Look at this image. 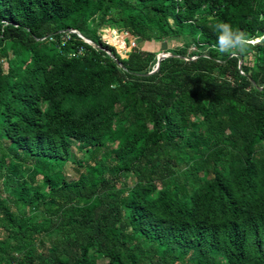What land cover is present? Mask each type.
Returning a JSON list of instances; mask_svg holds the SVG:
<instances>
[{
  "label": "trees",
  "instance_id": "1",
  "mask_svg": "<svg viewBox=\"0 0 264 264\" xmlns=\"http://www.w3.org/2000/svg\"><path fill=\"white\" fill-rule=\"evenodd\" d=\"M105 28L188 42L148 74ZM0 228V264H264V0H0Z\"/></svg>",
  "mask_w": 264,
  "mask_h": 264
},
{
  "label": "rangeland",
  "instance_id": "2",
  "mask_svg": "<svg viewBox=\"0 0 264 264\" xmlns=\"http://www.w3.org/2000/svg\"><path fill=\"white\" fill-rule=\"evenodd\" d=\"M99 38L101 41L102 38L106 40V42L103 41L107 46L111 47L114 52L119 56V58L123 59L125 58L126 54L130 52L131 49L128 48V44L132 41L129 40V37L123 33V32H115L113 30L109 29H101L99 31ZM123 39H125V42H127V46L124 47L123 45ZM187 38H180L176 40H167L164 42H144L140 44H135L137 48L141 51L151 52L155 57L157 55H163L167 56L168 53L166 51L172 50L177 48L178 46L187 43ZM252 43V42H251ZM193 48L190 46L186 49V54L191 52ZM123 51V52H122ZM240 61V60H238ZM106 152L105 147H99L96 150L93 151H87L85 153L79 152L78 150H75L74 147H70L68 156L71 158L72 161H68L63 165L62 171L64 173V176L66 179H72L75 177L76 174V166L75 163L77 161H86L91 162L93 159H98L100 156H102ZM84 161V162H85ZM5 236V232L0 228V239ZM53 236V234H52ZM103 262H97L96 264H102Z\"/></svg>",
  "mask_w": 264,
  "mask_h": 264
},
{
  "label": "clouds",
  "instance_id": "3",
  "mask_svg": "<svg viewBox=\"0 0 264 264\" xmlns=\"http://www.w3.org/2000/svg\"><path fill=\"white\" fill-rule=\"evenodd\" d=\"M213 31L217 34V50L221 55L243 53L251 43L245 32L223 21L216 22Z\"/></svg>",
  "mask_w": 264,
  "mask_h": 264
},
{
  "label": "water",
  "instance_id": "4",
  "mask_svg": "<svg viewBox=\"0 0 264 264\" xmlns=\"http://www.w3.org/2000/svg\"><path fill=\"white\" fill-rule=\"evenodd\" d=\"M71 32H73V31H71ZM80 38H82L80 35H78ZM82 40L85 42V43H87V44H90V42L88 41V40H86V39H83L82 38ZM92 46H94V45H92ZM167 56H169V54L167 55ZM167 56H163V55H157L156 57H155V62H154V65H153V68H152V70L150 71V72H148V74H151V73H153L154 71H156L157 70V68H158V65H159V62H160V60H162L164 57H167ZM189 59H192V58H189ZM239 65H240V61H238V67H239ZM147 74V75H148Z\"/></svg>",
  "mask_w": 264,
  "mask_h": 264
},
{
  "label": "built area",
  "instance_id": "5",
  "mask_svg": "<svg viewBox=\"0 0 264 264\" xmlns=\"http://www.w3.org/2000/svg\"><path fill=\"white\" fill-rule=\"evenodd\" d=\"M126 34V33H125ZM127 35V34H126ZM123 45H124V47L125 46H127V42H125V39H123ZM135 47V44H134V42L133 41H131L129 44H128V48L129 49H132V48H134ZM123 52V51H122Z\"/></svg>",
  "mask_w": 264,
  "mask_h": 264
}]
</instances>
